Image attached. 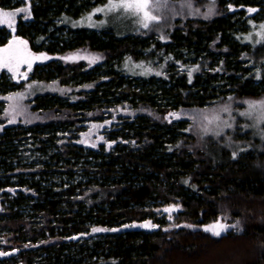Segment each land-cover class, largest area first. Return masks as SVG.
Returning a JSON list of instances; mask_svg holds the SVG:
<instances>
[{"label":"trees","instance_id":"trees-1","mask_svg":"<svg viewBox=\"0 0 264 264\" xmlns=\"http://www.w3.org/2000/svg\"><path fill=\"white\" fill-rule=\"evenodd\" d=\"M106 1L30 0V19L19 17L14 32L0 25V46L19 35L38 52L105 53L87 69L36 64L30 79L62 85L31 100L32 110L52 111L49 119L0 123V251L10 253L0 264H264V149L251 143L234 157L217 143L199 145L185 120H165L179 107L264 96V41L249 38L264 24V0H217L221 14L177 20L166 41L71 24ZM24 4L0 0V9ZM23 85L0 73V92ZM91 132L103 139L86 143ZM170 205L179 209L164 212ZM222 214L244 228L216 237L176 227ZM142 221L158 227H125ZM222 243L234 259L222 256Z\"/></svg>","mask_w":264,"mask_h":264},{"label":"rangeland","instance_id":"rangeland-1","mask_svg":"<svg viewBox=\"0 0 264 264\" xmlns=\"http://www.w3.org/2000/svg\"><path fill=\"white\" fill-rule=\"evenodd\" d=\"M24 5L21 8H29L30 0H23ZM109 0L105 3L95 6L94 8L86 11L82 15L78 16L71 21L74 27H89V28H112L122 33H137L141 35H154L155 38H159L163 41L169 40L170 33L176 25V21H185L188 18H200V19H210L218 14H221L223 10L218 6L217 0H149L151 8L149 9L153 15L159 16V21L149 22V27L144 28L142 23V16H135L124 9H119L115 11H105V12H95V9L104 7L107 5ZM231 5V8L229 7ZM228 9L230 11L236 10L237 8L230 4ZM8 9L4 11H15L17 9ZM209 9L213 12L209 14ZM256 9L257 8H252ZM255 12H249V14H256ZM94 13V14H93ZM91 14V19H86ZM22 14H17L15 17V22ZM262 24V23H261ZM260 24V25H261ZM260 25H255L250 31V40L253 42L264 41V29H261ZM264 25V24H263ZM12 36L9 41L1 45L0 48L6 47L9 42L13 39ZM22 40L27 41V49L34 54L45 53L47 56L52 57V59L61 60L64 63H77L82 64V67L87 69L91 68L92 65L102 62L105 59V53L100 51L91 50L88 47H81L76 50H72L66 53H48L45 51H34L31 49L29 41L19 35H16ZM163 37V38H162ZM257 43V44H260ZM80 54L81 56L89 57H99L96 63H90V59H76L74 61H68L60 59L61 57H66L71 54ZM52 59L38 60L33 63L32 70L28 72L27 80L17 79L13 77V74L6 68H0V73L6 71V74L10 79L17 83L24 82V85L20 88H16L9 92H0V123L5 125H29L31 123L46 121L49 119L52 111L37 110L34 111L31 108V100L35 99L36 96L47 93L55 92L60 93L61 83L59 81H41L36 79H30L32 71L36 64H43ZM21 72L27 71V65H23L20 68ZM124 71V72H123ZM126 73V69L122 70ZM28 84H33L32 89H29ZM22 93L23 96H15L13 100L4 99L13 94ZM231 98V99H229ZM264 101V96L251 98V97H235L230 95L226 98H218L205 106H195V107H179L169 111L165 115V120L168 122H177L179 120H185L188 124V131L193 135L199 145L210 146L212 143H217L216 147L219 149H230L237 153L240 151L241 147L249 146L254 143V147L257 150H263L264 144V110L256 109L250 111L249 102H259ZM10 105L14 106L10 108ZM228 111H224L225 108ZM142 112V111H141ZM169 113H177L179 119L169 116ZM244 113H249L248 115H243ZM148 114L153 118H160L161 115L156 111H148ZM218 118V119H217ZM10 120L15 122L9 123ZM231 125L228 127L227 125ZM92 135L87 134L85 142H93L99 137L98 134L91 132ZM90 135V136H89ZM91 138V140H90ZM253 146V144H252ZM201 147V146H200ZM25 158L30 156V151L27 150L25 153ZM1 200V198H0ZM221 220L222 223L228 225H236L235 228L230 227L228 231H241L244 228L243 220L241 218L234 219L230 218L226 214L220 215L215 221ZM215 221L209 222L204 225H192L182 223L178 225H192V229H204V226L213 224ZM146 221L139 223L129 224V228H142L145 230H150L152 228H144L139 225L144 224ZM237 222H239L237 224ZM152 224H154L152 222ZM136 225V226H131ZM177 227V226H176ZM186 227V226H185ZM101 228V227H96ZM190 228V227H188ZM103 229H120V228H103ZM108 232V231H103ZM223 232L222 234L226 233ZM232 245L222 243L220 245V250L224 254L222 256H227L231 260L234 257L230 256ZM228 253V254H226ZM221 255V254H220ZM229 255V256H228ZM228 258V259H229ZM216 261V260H215ZM217 262V261H216ZM218 263V262H217Z\"/></svg>","mask_w":264,"mask_h":264},{"label":"snow or ice","instance_id":"snow-or-ice-1","mask_svg":"<svg viewBox=\"0 0 264 264\" xmlns=\"http://www.w3.org/2000/svg\"><path fill=\"white\" fill-rule=\"evenodd\" d=\"M229 7L231 8V5ZM150 8H151V4L149 0H109L107 5L95 9V12L115 11L119 9H124L125 11L130 12L135 16H142L143 27L148 28L149 22L160 20L159 16L153 15L151 13V11L149 10ZM248 11L255 12L256 9L250 8L248 9ZM212 12L213 10L209 9V14H211ZM17 14H22V18L25 20L30 19L31 18L30 7L17 9L15 11H4L3 9H0V25H7L14 32L15 17ZM86 19L90 20L91 14L88 17H86ZM260 27L261 29H264V25H260ZM27 43H28L27 41L14 36L6 47L0 48V68L8 69V71H10L13 74V77L17 79L27 80L28 72L32 70L33 63H35L36 61L52 59V57L47 56V54L45 53H40L38 55L31 53L27 49ZM60 59H64L68 61H74L76 59H90V63H96L99 57L81 56L80 54L77 53V54L68 55L66 57H61ZM23 65H27V71L25 72L20 71V68ZM198 70H199V66H197L195 69L189 70L188 71L189 78H191L193 71H198ZM27 87L29 89H32L33 84H28ZM61 91L63 90L61 89ZM15 96H23V94L22 93L13 94L8 97H5L4 99L13 100ZM10 108H13L14 110V106L10 105ZM249 109L250 111L256 109L264 110V101L249 102ZM224 111H228V108L226 107ZM248 114L249 113H244L243 115H248ZM169 116L176 119L180 118L177 113H169ZM13 122L15 121L14 120L9 121V123H13ZM227 126L231 127L230 124ZM100 139H103V137H101ZM81 142L83 143V141ZM92 147H95V144H93ZM235 155L236 153L234 152L233 156L235 157ZM178 209H179V205H170L168 208H165L163 211L170 214L173 211H177ZM168 218L171 220L172 216L169 215ZM238 223L239 222H237V224ZM131 226L134 227L136 225H131ZM139 226L144 228L158 227V225L152 224L151 221H146L144 224ZM185 226L190 228L193 227L192 225H185ZM125 227H129V226L126 225ZM230 227L235 228L236 225H228L222 223L221 220H217L213 224L204 226V231L210 232L213 236L219 237L223 232H226ZM91 231L93 233H97L103 231H118V229H103V228L93 227ZM6 255H10V253L0 251V256H6Z\"/></svg>","mask_w":264,"mask_h":264}]
</instances>
